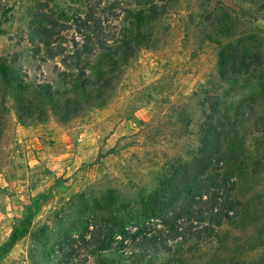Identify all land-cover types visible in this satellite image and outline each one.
Returning a JSON list of instances; mask_svg holds the SVG:
<instances>
[{"label":"rangeland","instance_id":"1","mask_svg":"<svg viewBox=\"0 0 264 264\" xmlns=\"http://www.w3.org/2000/svg\"><path fill=\"white\" fill-rule=\"evenodd\" d=\"M131 2L0 0V63L9 68L6 76L0 71V264H66L71 257L63 251L82 264H107L78 236L88 235L96 216L109 217L101 210L108 197L118 200L123 218L142 212V200L200 154L207 136L200 126L215 120L208 117L214 111L233 124L217 130L220 140L230 132L229 141L221 144L220 168L196 177L197 190L208 193L207 180L218 173L231 186L230 219L199 237L170 239V253L126 264H264V0H159L157 18L138 24L146 6ZM240 39L260 60L246 61L248 74L222 76L220 55ZM100 40H124L135 50L106 57ZM103 76L109 83L100 94ZM86 79L94 105L72 88ZM37 83L50 87L41 109L27 107L19 117ZM225 194H218V208ZM198 206L211 208L208 201ZM28 212V232L2 253ZM167 212L142 230L165 237ZM203 222L194 217L184 225Z\"/></svg>","mask_w":264,"mask_h":264},{"label":"trees","instance_id":"2","mask_svg":"<svg viewBox=\"0 0 264 264\" xmlns=\"http://www.w3.org/2000/svg\"><path fill=\"white\" fill-rule=\"evenodd\" d=\"M157 1L159 0H133V2H131V4L136 6H146L143 8V14L145 13L144 16L137 17V24L141 21H153L157 18V15L154 14L158 9ZM85 22L86 21H84V23ZM141 27L140 24L137 25L138 35ZM134 39H136V37H134ZM125 40L129 41L127 38ZM88 42H90V40L87 41V43L84 42L81 44L80 47L82 52H88ZM132 42L133 41L130 43ZM244 43V39H240L239 41L237 40V43H231L225 47L220 55L222 68L226 69V75L222 76L226 77L230 75L234 77L243 73L248 74L251 70V64L246 61L249 59L252 63H255L260 60L258 54L252 55L245 53L246 46ZM98 45V48L101 50L100 52H105L106 57L109 55H115L118 59L129 56L128 52L133 49L135 50L133 45L128 46L127 42L124 40H119V43L116 46L107 45L105 40H100ZM76 55L78 56V54ZM106 57L104 59H106ZM0 71L4 76L9 73V68L4 61L0 63ZM81 74H85V70H82ZM222 74H224V72ZM102 79H104L103 83L99 82V85L97 86L100 94H102L101 91L104 90L103 88L109 83L107 77L103 76ZM92 84V80L86 79L72 86L74 91L80 89L79 93L81 98L87 105H94L95 103L93 95L94 88H92ZM35 87L38 89V93L31 99L32 101L29 102L24 100L23 103L27 106L23 103L19 104L18 108L21 113L19 117H22L24 114L23 110H26L27 107L30 109H36L39 106L41 109L39 98L42 95H48L50 87L46 83H37ZM22 90L25 91L23 88ZM34 101H36L35 104H33ZM214 115H216V117H214L215 120L212 122L206 121L200 126V129L205 131L207 135L201 140V145L198 150L200 154L193 156L192 161L189 164L177 166L173 170L174 172L172 176L167 178V185L165 186L164 184L163 189L155 190L147 198H144L142 200V212H139L137 216H131L129 219L128 217L123 218L124 216H119L118 213L120 209L117 204L118 200L116 201L113 197H108L109 200H107V204L104 206H102L104 203L101 202V210L104 211L107 208L112 213H109V217L107 214L96 216L95 220H93L94 222L89 224L91 229L88 231V235L85 233L80 234L77 239L80 244L84 245L89 254L94 255L99 260L100 258H103V256L106 258L108 257L106 259V261H108L107 264H126L129 261L140 263L143 259L152 258L154 254H158L161 250L170 253L172 249L171 247L173 246L170 239L178 242L187 241L190 237H197L202 231L208 230L214 226H220L225 220L230 219L231 216L228 211L235 204L234 201L228 200L229 194L227 192L230 190L231 186H227V183L225 184L224 181L218 180V173L215 176L208 178V193H202L197 190L198 184L196 177L199 174L210 170L212 171L213 169L218 170L220 168L218 162L224 154L221 144H223L224 141H229L228 138L230 132H225L222 140H220V134L217 130L224 126L222 124L223 122L228 125L233 124L232 122L228 123L231 119L229 116L220 115L219 111H214L213 114L208 116L209 119ZM224 191L226 192V198L223 202V207L218 208L216 206V199L218 194L223 193ZM205 201L210 203L211 208L203 211L198 205ZM162 209H165L168 211L167 213H170L168 217H166L167 220L163 223V227L168 230V234L165 235V237H161V233L158 235H149L145 233L142 229L145 226L144 223L146 220L148 221L152 218H163L166 216L161 213ZM196 213L199 217L196 216ZM32 217V212L26 213L12 228L6 242L4 243L2 253L9 251L16 242L28 232ZM194 217L204 221L200 228L197 226L191 227L184 225L186 221H191ZM133 220L135 221L130 223V225H133V227L136 228L134 231L128 227L129 222ZM127 245L132 246L131 250L128 252L125 249ZM62 255H65V257H71L70 260L69 258H66V264H82L79 259L76 261L72 260L75 257V252L73 251L67 253H64L63 251Z\"/></svg>","mask_w":264,"mask_h":264}]
</instances>
